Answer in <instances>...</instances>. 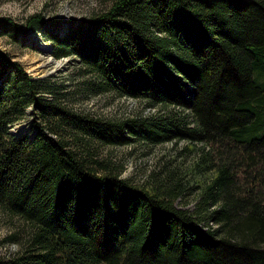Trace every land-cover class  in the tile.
Here are the masks:
<instances>
[{
	"label": "trees",
	"instance_id": "16d2710c",
	"mask_svg": "<svg viewBox=\"0 0 264 264\" xmlns=\"http://www.w3.org/2000/svg\"><path fill=\"white\" fill-rule=\"evenodd\" d=\"M29 30L80 60L78 94L158 112H77L65 87L0 50V209L28 227L0 264H264V0H112L68 23L0 15L11 42ZM28 107L34 133L11 134ZM168 141L187 142L192 165L167 161L142 182L98 151Z\"/></svg>",
	"mask_w": 264,
	"mask_h": 264
},
{
	"label": "rangeland",
	"instance_id": "374dc122",
	"mask_svg": "<svg viewBox=\"0 0 264 264\" xmlns=\"http://www.w3.org/2000/svg\"><path fill=\"white\" fill-rule=\"evenodd\" d=\"M111 3L112 0H0V15L9 16L16 22L23 23L30 15L40 13L46 18L68 23L69 20L88 18L92 14L104 11ZM61 29L64 30V27H60L59 31ZM39 44L43 48V44L48 45L53 50L52 41L44 33L29 30L27 34L21 35L17 42H11L8 37L0 36V50L7 53L11 60L21 63L28 74L35 77L48 73L44 78H50L56 85L65 87L63 90L69 93L67 94L69 97L64 98L62 102L66 106L77 112L105 118L158 112L157 108H148L141 100L116 96L110 92L78 94L75 90L83 80L87 79V76H84L83 67L77 61V57L66 55L62 56L67 58L66 61H59L62 58L55 57L53 51L45 52ZM52 56L57 61H53ZM56 62L62 64L58 66ZM27 110L28 114L20 121H24L27 125L25 121L29 120L28 128L25 130L24 127V131L31 136L39 118L33 114L32 107H28ZM188 146L185 141H168L150 145L144 143L99 145L98 151L102 157L122 164L120 176L132 182H142L167 161L188 170L193 161V156L186 153ZM176 203L177 206L189 210L193 207L192 202L184 204L177 201ZM27 228L26 223L19 216L0 209V256H9L21 248ZM12 235L19 239L12 241L10 239Z\"/></svg>",
	"mask_w": 264,
	"mask_h": 264
},
{
	"label": "water",
	"instance_id": "95a60500",
	"mask_svg": "<svg viewBox=\"0 0 264 264\" xmlns=\"http://www.w3.org/2000/svg\"><path fill=\"white\" fill-rule=\"evenodd\" d=\"M31 32H34V31H31ZM48 46V45H47ZM47 52H51L52 51V49L50 48V46H48V47H46V49H45ZM52 58H53V60L55 61L56 59L52 56ZM60 58H62L63 60H67V58H65V57H60ZM62 59H60V60H62ZM59 60V59H58ZM65 60V61H66ZM57 61V60H56ZM77 61H79L80 62V60L79 59H77ZM48 74V73H47ZM47 74H45V75H47ZM50 74V73H49ZM45 75H41V76H35V77H38V78H41V77H44ZM26 114H28V110H26ZM28 121L29 120H27V121H25V123L27 124V127H26V129L28 128ZM22 122H24V121H17L16 123H13L12 124V126H11V129L9 130V132L11 133V134H15L16 136H20V135H22V134H24L25 133V131L24 130H21V123ZM25 129V130H26ZM14 130L15 131H19L17 134L14 132ZM24 131V132H23Z\"/></svg>",
	"mask_w": 264,
	"mask_h": 264
},
{
	"label": "bare ground",
	"instance_id": "6f19581e",
	"mask_svg": "<svg viewBox=\"0 0 264 264\" xmlns=\"http://www.w3.org/2000/svg\"><path fill=\"white\" fill-rule=\"evenodd\" d=\"M37 42H38V41H37ZM39 45H40V44H39ZM43 45H44V48L41 47V45H40V47H41L45 52H47V51L45 50L47 46H46L45 44H43ZM47 53H48V52H47ZM47 60H49V59H47ZM65 60H66V59H65ZM65 60L62 59V60H59V61H65ZM53 61H54V60H53ZM56 64L59 66V65L62 64V62H56ZM26 126H27V125H25L24 122H22V123H21V130H24V127H25V129H26ZM14 132L17 134L19 131H15V130H14ZM23 132H24V131H23ZM24 134H27L26 131H25Z\"/></svg>",
	"mask_w": 264,
	"mask_h": 264
},
{
	"label": "flooded vegetation",
	"instance_id": "af4514ba",
	"mask_svg": "<svg viewBox=\"0 0 264 264\" xmlns=\"http://www.w3.org/2000/svg\"><path fill=\"white\" fill-rule=\"evenodd\" d=\"M46 18V17H45ZM53 51V50H52Z\"/></svg>",
	"mask_w": 264,
	"mask_h": 264
}]
</instances>
